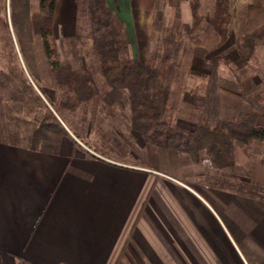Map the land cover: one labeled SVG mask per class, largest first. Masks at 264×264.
Listing matches in <instances>:
<instances>
[{
	"label": "crops",
	"instance_id": "1",
	"mask_svg": "<svg viewBox=\"0 0 264 264\" xmlns=\"http://www.w3.org/2000/svg\"><path fill=\"white\" fill-rule=\"evenodd\" d=\"M107 1L141 59L137 9L155 0ZM105 89L97 107H124L116 135L110 127L90 145L63 122L70 135L57 153L0 139V264H264V198L198 183L202 160L150 148L144 137L142 162L120 154L116 142L126 145L140 132L128 92ZM110 89L121 98L108 100ZM94 113L100 129L116 126ZM242 147L236 144L233 173L264 184V156Z\"/></svg>",
	"mask_w": 264,
	"mask_h": 264
},
{
	"label": "trees",
	"instance_id": "2",
	"mask_svg": "<svg viewBox=\"0 0 264 264\" xmlns=\"http://www.w3.org/2000/svg\"><path fill=\"white\" fill-rule=\"evenodd\" d=\"M187 1L193 20L191 23L180 21L175 32L167 33L165 40L174 45L172 51L178 53L180 50L183 32L191 41L184 46L183 52L188 48L193 51L194 46L203 43L199 33L206 26L216 32L219 45L225 43L230 36L232 21L230 0H214L209 8L202 4L203 0ZM57 4L58 0H38L36 6L30 4L29 0L16 6L12 4L15 38L26 66L22 65L14 47L5 11L0 18L11 46L8 59L11 70H0V129L4 126L13 129L11 125H14L13 134L17 139L10 142L22 144L18 140L19 134L27 131L24 139L28 146L54 153L59 151L62 136L70 135L65 124L71 131L72 127L47 96L46 84L60 89L70 103H89L99 95L98 85L87 68H77L58 57L53 37ZM86 12L89 35L98 57L100 73L110 86L128 92L132 126L141 132L149 144L176 148L188 153L195 163L207 156L215 167L224 169L235 164L237 142L249 144L254 140L264 139V109H259L249 99H246L245 105L235 104L224 118H218L215 122H211L202 112L196 127L179 137L172 115V110L177 106L173 94L177 85L178 68L170 51L145 60L136 58L131 54L125 28L107 0H87ZM26 23L29 33L41 41L48 80H45L42 72L35 71L28 60L23 38ZM255 39L264 40V0H254L250 6L245 41L254 47ZM28 71L32 78L26 75ZM35 85L38 92L33 87ZM241 96L246 95L241 93ZM32 97L38 100V104L36 109H32L34 116L32 121H26L25 129L15 122L18 119L15 111L17 107H24L26 100Z\"/></svg>",
	"mask_w": 264,
	"mask_h": 264
},
{
	"label": "rangeland",
	"instance_id": "3",
	"mask_svg": "<svg viewBox=\"0 0 264 264\" xmlns=\"http://www.w3.org/2000/svg\"><path fill=\"white\" fill-rule=\"evenodd\" d=\"M37 1L29 0L33 6H36ZM213 1L203 0L202 4L209 8ZM253 1L230 0L232 21L230 24V36L225 43L219 45V38L216 32L211 27L206 26L199 33L203 43L194 46L193 51L188 48L183 52L184 46L191 42L185 32H183V44L178 53L172 51L174 45L167 42L165 36L170 31L175 32L176 26L180 21L192 22L193 17L190 5L183 4L184 0H155L153 4H146L147 8L137 9V21L140 23L137 32V46L142 56L141 59L145 60L161 56L165 52L170 51L171 58L178 68L177 85L173 94L177 106L172 110V115L174 116V125L177 123L175 129L179 137L185 133L184 131H191L193 127H196L202 112L208 116L211 122H215L218 118H224L235 104L245 105L246 99L252 101L259 109H264V40L257 39L256 41L255 39L254 47L245 41L248 32L250 6ZM23 2L24 0H17L16 2L0 0V18L5 11L14 47L18 54L20 50L15 38L11 6L12 4L16 6V4L19 5ZM4 5L6 9H4ZM141 5L138 4L139 7ZM86 6L87 0H58L53 37L59 59L71 62L77 68H87L92 73L99 88L98 94H100L103 93V90L109 84L100 73L98 57L91 43ZM23 38L28 52V60L34 66L35 71L42 72L45 80H48L45 72L46 57L41 41L38 37L29 33L28 23L24 25ZM10 47V42L6 38L0 19V70H11L8 66ZM195 51L196 59L194 58ZM22 59L20 58L25 65V59L23 57ZM14 71L17 70L15 69ZM26 75L30 76L29 71L28 73L26 72ZM35 86L33 87L37 91L36 88L38 87L37 85ZM45 91L61 115L72 127V131L76 134L80 133L83 137L86 133L87 137L86 139L84 137V142L87 141L90 145L95 142L94 138L97 134L107 136L111 134L108 130H112L113 127L112 132L116 135L117 131L115 128L118 127V124L120 125L119 119H124L122 116L119 117L118 114L119 111L122 112L124 110V107L118 105L119 103H116L117 106L113 107H109L108 103L103 104L105 107H102L103 105L100 107L98 105L97 107L95 99L89 103L75 101L70 103L69 101L67 102L66 96L63 95L60 89L52 87L48 83L45 86ZM112 91L114 90L110 89L109 92H105L109 94L107 96L108 100L121 98L119 94H114L116 92ZM241 93L246 96L242 97ZM46 101L48 102L47 99ZM26 102L24 107H17L15 111L18 116L15 122L25 129L27 128L25 127L26 121H32L34 116L32 109H36L35 106H37L38 100L32 97ZM50 108L52 109V107ZM97 109L98 111L100 109L102 115L109 118V121L112 120V124L115 123L116 126L107 125L100 129L99 125H96L94 117H92L93 114H96L94 111ZM55 114L59 116L57 113ZM111 115H113V118ZM99 116L100 114L97 115V119H99ZM124 116L125 112H123ZM92 118L93 121L89 122ZM9 127L4 126L0 129V139L16 141L17 137L15 138L13 134L14 125H11L13 129ZM21 133L18 140L27 144L28 142L24 139L27 131H21ZM140 133H137L138 137L134 136L132 140H127L126 145H123L124 143L118 144L115 141L116 146L114 145V148H117L120 154H122V150L127 156L142 162L141 157L136 158L142 152L138 144L143 143L144 140L143 135ZM107 141L110 142L109 139ZM236 144L239 143L237 142ZM103 145L107 147V145ZM242 146V150H245L249 155L258 157L261 154V156H264V139L254 140L249 144H242ZM152 147L154 146L150 144V148ZM185 154L189 156L188 153ZM122 155L124 156V154ZM189 158L191 157L189 156ZM202 161L204 162L203 166H195L197 171L201 172L199 178L197 177L198 183L208 182L209 184L223 185L234 190L246 191L248 194L264 197L263 183L246 180L239 175H235L233 166L219 169L212 164L207 156H203Z\"/></svg>",
	"mask_w": 264,
	"mask_h": 264
},
{
	"label": "water",
	"instance_id": "4",
	"mask_svg": "<svg viewBox=\"0 0 264 264\" xmlns=\"http://www.w3.org/2000/svg\"><path fill=\"white\" fill-rule=\"evenodd\" d=\"M19 55H20V53H19ZM20 58H21V60H22V57H21V55H20ZM23 62V61H22ZM24 64V63H23Z\"/></svg>",
	"mask_w": 264,
	"mask_h": 264
}]
</instances>
